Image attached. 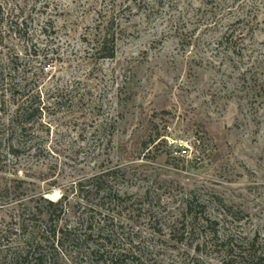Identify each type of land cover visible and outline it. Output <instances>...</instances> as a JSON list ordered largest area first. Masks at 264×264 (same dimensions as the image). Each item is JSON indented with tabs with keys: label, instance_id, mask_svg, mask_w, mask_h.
I'll return each instance as SVG.
<instances>
[{
	"label": "rangeland",
	"instance_id": "obj_1",
	"mask_svg": "<svg viewBox=\"0 0 264 264\" xmlns=\"http://www.w3.org/2000/svg\"><path fill=\"white\" fill-rule=\"evenodd\" d=\"M247 3L258 28L241 62L199 25L204 0H0V129L12 94L44 110L15 155L0 140V264L26 250L47 193L70 198L61 226L83 224L61 264H100L76 248L87 218L141 264H224L220 240L264 242V0ZM207 219L206 249L176 241L173 223Z\"/></svg>",
	"mask_w": 264,
	"mask_h": 264
},
{
	"label": "trees",
	"instance_id": "obj_2",
	"mask_svg": "<svg viewBox=\"0 0 264 264\" xmlns=\"http://www.w3.org/2000/svg\"><path fill=\"white\" fill-rule=\"evenodd\" d=\"M205 1L207 4L209 2L213 7L200 10L202 17H199V25L203 26V29L207 32L222 31L223 33L214 40L215 45L220 49L224 48L232 52L240 58L241 62L245 61V52L248 51L247 41L253 38L258 28V5L253 3L250 6L247 0ZM3 15L4 8L0 4V19ZM113 28L114 26L110 25L104 36L97 41L94 47L96 53L101 55L103 60L114 59L117 53L118 39ZM210 43L211 41H209ZM252 59L253 57H250L246 61H251ZM12 96L15 98V103L18 100L16 103L17 107L14 113L1 126L0 140L8 145L9 150H12L9 154L15 155V151L18 150L19 146H23L25 137L33 134L40 119L39 116L42 115L44 110L41 107V103L36 105L32 101H27L28 99L24 100L22 96L20 98L15 97L14 94ZM21 99L23 101L20 102ZM97 179L100 178L96 176L88 179L86 185L82 182L79 183V190L82 191L85 187L93 186ZM97 189L99 191L104 190L98 186ZM48 195L50 194H41L40 196V200L47 204L44 211L38 210L28 219V221L36 224L33 227V232L29 233L30 239L26 245V250L13 254L12 259L15 264H61L56 246L58 248L59 245L64 247L67 242L77 244L76 232L83 227V224L80 223L76 227L60 225L63 218L68 215L69 207H71L70 198L62 195L56 201L47 197ZM85 220L82 223H91L87 227V231L90 230V232L86 233L85 247L81 244L76 247L78 250L87 249V246H89V255L96 258L100 264H141L138 257L133 253L131 246L123 244L116 247L119 239H117L114 231L108 236L103 235V233L96 236L92 233L93 222L90 218H87V221ZM44 222H46L45 227L38 224ZM217 224L211 223L207 219V223H173L172 228L177 235L176 241L181 244L187 243L186 241L190 239L188 236L196 237L198 235L199 241L196 250L201 252L210 244L208 242L209 234L207 233L209 232L210 236L216 234H213L208 229H212V226ZM201 229L208 232L204 233L203 236ZM73 236L74 239L72 238ZM200 237H202V240ZM45 244L51 246L52 251H54V254H51V258L46 249H43ZM211 246H214L213 243H211ZM220 254L225 258L224 264H264V242L263 240L259 241V236L239 242H235L232 239L220 240Z\"/></svg>",
	"mask_w": 264,
	"mask_h": 264
},
{
	"label": "bare ground",
	"instance_id": "obj_3",
	"mask_svg": "<svg viewBox=\"0 0 264 264\" xmlns=\"http://www.w3.org/2000/svg\"><path fill=\"white\" fill-rule=\"evenodd\" d=\"M57 198H58V194L55 193V194L53 195V198H52V199L56 200Z\"/></svg>",
	"mask_w": 264,
	"mask_h": 264
},
{
	"label": "built area",
	"instance_id": "obj_4",
	"mask_svg": "<svg viewBox=\"0 0 264 264\" xmlns=\"http://www.w3.org/2000/svg\"><path fill=\"white\" fill-rule=\"evenodd\" d=\"M180 154H181V155H186V154H187V151L184 150V151H182Z\"/></svg>",
	"mask_w": 264,
	"mask_h": 264
}]
</instances>
